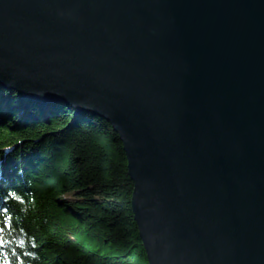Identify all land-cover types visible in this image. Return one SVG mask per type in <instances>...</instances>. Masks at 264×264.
I'll list each match as a JSON object with an SVG mask.
<instances>
[{
  "label": "water",
  "instance_id": "1",
  "mask_svg": "<svg viewBox=\"0 0 264 264\" xmlns=\"http://www.w3.org/2000/svg\"><path fill=\"white\" fill-rule=\"evenodd\" d=\"M0 87L111 126L147 264H264V0H0Z\"/></svg>",
  "mask_w": 264,
  "mask_h": 264
},
{
  "label": "trees",
  "instance_id": "2",
  "mask_svg": "<svg viewBox=\"0 0 264 264\" xmlns=\"http://www.w3.org/2000/svg\"><path fill=\"white\" fill-rule=\"evenodd\" d=\"M104 120L0 87V264H147Z\"/></svg>",
  "mask_w": 264,
  "mask_h": 264
},
{
  "label": "rangeland",
  "instance_id": "3",
  "mask_svg": "<svg viewBox=\"0 0 264 264\" xmlns=\"http://www.w3.org/2000/svg\"><path fill=\"white\" fill-rule=\"evenodd\" d=\"M24 100H26V99H24ZM28 101V100H27ZM32 102H34V101H32ZM38 103V102H37ZM42 105V104H41ZM54 105V104H53ZM43 106H45V105H43ZM46 106H50V105H46ZM74 116H75V113H74Z\"/></svg>",
  "mask_w": 264,
  "mask_h": 264
},
{
  "label": "bare ground",
  "instance_id": "4",
  "mask_svg": "<svg viewBox=\"0 0 264 264\" xmlns=\"http://www.w3.org/2000/svg\"><path fill=\"white\" fill-rule=\"evenodd\" d=\"M19 98V97H18ZM19 99H23V98H19Z\"/></svg>",
  "mask_w": 264,
  "mask_h": 264
}]
</instances>
